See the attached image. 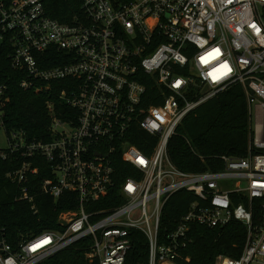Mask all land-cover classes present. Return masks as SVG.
I'll list each match as a JSON object with an SVG mask.
<instances>
[{"label": "built area", "instance_id": "built-area-1", "mask_svg": "<svg viewBox=\"0 0 264 264\" xmlns=\"http://www.w3.org/2000/svg\"><path fill=\"white\" fill-rule=\"evenodd\" d=\"M46 4L0 0V49L11 48L12 66L25 72L21 88L65 85L61 105L47 102L43 139L8 129L0 84V154L17 162L7 176L34 213L38 190L54 200L69 194L74 208L60 212L58 228L14 245L2 237L0 264H38L83 239L91 263L124 264L134 231L148 240L149 264H180L190 260L183 251L195 225L232 220L247 228L245 247L214 264H264V124L245 157H219L222 170L183 171L168 151L185 117L234 85L250 113L264 111V0H81L71 22ZM180 190L195 199L161 240L163 209ZM107 202L115 204L100 206Z\"/></svg>", "mask_w": 264, "mask_h": 264}, {"label": "trees", "instance_id": "trees-1", "mask_svg": "<svg viewBox=\"0 0 264 264\" xmlns=\"http://www.w3.org/2000/svg\"><path fill=\"white\" fill-rule=\"evenodd\" d=\"M80 3L81 0H47V12L60 21L71 22L81 12ZM11 51V48L6 47L0 49V84H7V94L10 97L5 122L8 129H23L29 138L45 139L51 122L47 102L61 105L59 94L65 85L62 81L53 82V88L40 92L21 88L20 82L26 74L12 66L9 55ZM139 133L142 137L147 136L145 132ZM254 137L255 129L252 127L245 91L242 86L234 85L187 115L178 127L177 134L171 138L168 151L172 162L183 171L222 170L224 162L219 157H245ZM133 142L143 149L140 141L133 139ZM16 163L14 159H3L0 154V239L4 237L12 245L29 233L58 228L60 212L74 208L67 200L69 194L54 200L38 190L35 196L38 212L34 213L32 203L19 199L18 185L7 176ZM43 175L41 172L35 176L34 181L39 182ZM127 175L124 171V178ZM194 199V195L186 190H180L171 196L163 209L161 240L166 232L175 227V221L187 211ZM241 201H245L244 198H236L235 203ZM114 204L107 202L100 206ZM255 214L258 220L257 204ZM191 236L194 238L193 242L183 251L185 256H190V260L179 263L214 264L218 254L234 258L241 255L247 241V228L238 220L214 228L195 225ZM133 237L134 244L124 264H149L146 236L140 231H134ZM87 246L88 239L80 240L38 264H93L87 257Z\"/></svg>", "mask_w": 264, "mask_h": 264}, {"label": "rangeland", "instance_id": "rangeland-1", "mask_svg": "<svg viewBox=\"0 0 264 264\" xmlns=\"http://www.w3.org/2000/svg\"><path fill=\"white\" fill-rule=\"evenodd\" d=\"M251 119H252V127L253 129L260 131L261 125L264 124V111L256 107L255 105L251 108ZM0 140L2 145L6 144V135L4 132H0Z\"/></svg>", "mask_w": 264, "mask_h": 264}]
</instances>
